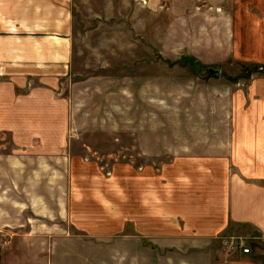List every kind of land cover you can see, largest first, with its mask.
Masks as SVG:
<instances>
[{
	"label": "rangeland",
	"instance_id": "1",
	"mask_svg": "<svg viewBox=\"0 0 264 264\" xmlns=\"http://www.w3.org/2000/svg\"><path fill=\"white\" fill-rule=\"evenodd\" d=\"M195 1L206 0H73V60L59 87L69 110L57 115L65 125L33 144L0 136V264H159V238L129 237L114 219L115 205L127 208L129 164L157 167L193 145L228 152L240 131L231 98L264 77L238 46L221 58L224 47L202 44L216 32L175 22ZM237 226L262 245L255 228ZM225 232L214 244L233 252Z\"/></svg>",
	"mask_w": 264,
	"mask_h": 264
},
{
	"label": "crops",
	"instance_id": "2",
	"mask_svg": "<svg viewBox=\"0 0 264 264\" xmlns=\"http://www.w3.org/2000/svg\"><path fill=\"white\" fill-rule=\"evenodd\" d=\"M196 2L175 22L187 28L198 22L201 33L216 32L202 44L224 47L221 58L238 56L232 50L238 46L264 64V0ZM73 15V0H0V136L9 133L17 144H30L51 140L50 127L65 125L57 115H67L69 101L59 87L71 72ZM248 92L231 98V124L240 131L228 152L209 153L206 145L197 152L193 145L157 167L131 171L129 164L127 208L115 205L114 219L127 222L129 237L159 238L167 252L160 253L161 261L175 248L168 264H264V77L251 78ZM115 188L123 194V186ZM237 225L255 228L259 240L253 241L262 239V245L224 252L214 244L217 235Z\"/></svg>",
	"mask_w": 264,
	"mask_h": 264
},
{
	"label": "built area",
	"instance_id": "3",
	"mask_svg": "<svg viewBox=\"0 0 264 264\" xmlns=\"http://www.w3.org/2000/svg\"><path fill=\"white\" fill-rule=\"evenodd\" d=\"M220 241L226 249L235 251L243 250L244 252L251 251V243L246 235L238 234L232 230H228L224 235H221Z\"/></svg>",
	"mask_w": 264,
	"mask_h": 264
},
{
	"label": "trees",
	"instance_id": "4",
	"mask_svg": "<svg viewBox=\"0 0 264 264\" xmlns=\"http://www.w3.org/2000/svg\"><path fill=\"white\" fill-rule=\"evenodd\" d=\"M253 67H251L250 69H252Z\"/></svg>",
	"mask_w": 264,
	"mask_h": 264
}]
</instances>
